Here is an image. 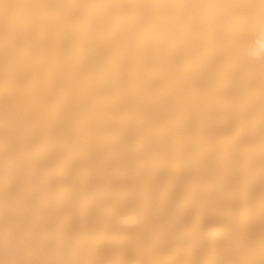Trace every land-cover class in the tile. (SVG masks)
I'll return each instance as SVG.
<instances>
[{
  "label": "snow or ice",
  "instance_id": "snow-or-ice-1",
  "mask_svg": "<svg viewBox=\"0 0 264 264\" xmlns=\"http://www.w3.org/2000/svg\"><path fill=\"white\" fill-rule=\"evenodd\" d=\"M258 37L264 0H0V264H264ZM49 232L225 258H34Z\"/></svg>",
  "mask_w": 264,
  "mask_h": 264
},
{
  "label": "bare ground",
  "instance_id": "bare-ground-1",
  "mask_svg": "<svg viewBox=\"0 0 264 264\" xmlns=\"http://www.w3.org/2000/svg\"><path fill=\"white\" fill-rule=\"evenodd\" d=\"M264 43L259 37L255 42L253 54L261 50ZM256 172H257V199H256V258H258L259 240V200H258V175H259V143H256ZM246 231V226L244 227ZM49 239L56 241L54 251L37 250L34 258L39 259H136L152 261H198L225 258L220 250L201 246L195 240L186 242L177 248L161 247L150 242L139 243L135 240H127L124 243H106L94 245L83 234L65 235L56 232L48 233Z\"/></svg>",
  "mask_w": 264,
  "mask_h": 264
},
{
  "label": "clouds",
  "instance_id": "clouds-1",
  "mask_svg": "<svg viewBox=\"0 0 264 264\" xmlns=\"http://www.w3.org/2000/svg\"><path fill=\"white\" fill-rule=\"evenodd\" d=\"M255 56L259 57L261 55V50L254 54Z\"/></svg>",
  "mask_w": 264,
  "mask_h": 264
}]
</instances>
